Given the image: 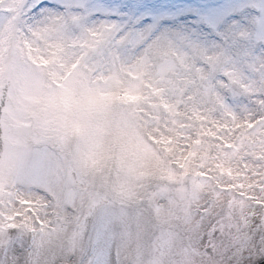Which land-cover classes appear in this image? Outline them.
<instances>
[{"label": "snow or ice", "instance_id": "6c2138e0", "mask_svg": "<svg viewBox=\"0 0 264 264\" xmlns=\"http://www.w3.org/2000/svg\"><path fill=\"white\" fill-rule=\"evenodd\" d=\"M257 11L0 0V264H264V0ZM109 90L139 97L114 120L174 177L135 206L98 190L53 131L51 101Z\"/></svg>", "mask_w": 264, "mask_h": 264}, {"label": "rangeland", "instance_id": "374dc122", "mask_svg": "<svg viewBox=\"0 0 264 264\" xmlns=\"http://www.w3.org/2000/svg\"><path fill=\"white\" fill-rule=\"evenodd\" d=\"M119 3L121 0H101ZM159 4L182 0H155ZM262 0H247L258 16ZM139 97L125 90L86 92L83 96L66 94L49 103L53 131L62 135L86 176L98 190H111L132 206L147 199L154 188L163 190L173 174L148 141L131 125L115 122L120 103L133 104ZM164 223L159 217L153 227ZM27 251V249H26Z\"/></svg>", "mask_w": 264, "mask_h": 264}]
</instances>
